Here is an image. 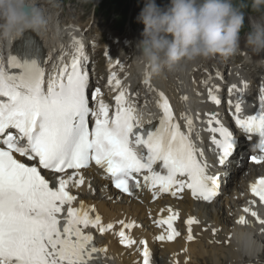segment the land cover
Returning <instances> with one entry per match:
<instances>
[{
    "label": "snow or ice",
    "instance_id": "obj_1",
    "mask_svg": "<svg viewBox=\"0 0 264 264\" xmlns=\"http://www.w3.org/2000/svg\"><path fill=\"white\" fill-rule=\"evenodd\" d=\"M73 47L74 52L62 54L48 72L51 56L39 41L28 37L0 67V264H96L101 254L107 255V247L97 245L90 229L106 234L114 224H104L83 202L74 207L77 197L70 191L85 184L81 170L93 162L115 188L129 195L142 184L154 196H177L188 189L197 199L211 201L218 194L219 177L210 171L204 150L193 139V118L186 113L178 118L161 91L158 122L145 128L116 73L109 79L119 90L113 109L100 98L99 87L90 88L83 43L74 39ZM65 55L71 56L70 62H65ZM144 83L151 87L149 78ZM204 83L208 85L207 80ZM248 87L247 81L242 88L233 83L228 92L240 95L232 113L235 126L249 140L258 137L259 155L251 159L259 165L264 164V84L258 111L244 115L242 97ZM218 90L208 89L217 105L221 104ZM208 117L206 130L219 153L218 162L224 164L236 147L234 133L217 113ZM251 192L264 204V176L251 185ZM243 211L264 225L257 211L250 207ZM169 212L167 218L155 221L166 226V234L156 237L159 241L180 236L173 226L179 214ZM194 223L199 221L187 220L189 233ZM239 223H247L244 216ZM119 224V242L127 248L139 243L142 264H151L148 242L125 231L135 223L121 220Z\"/></svg>",
    "mask_w": 264,
    "mask_h": 264
},
{
    "label": "bare ground",
    "instance_id": "obj_2",
    "mask_svg": "<svg viewBox=\"0 0 264 264\" xmlns=\"http://www.w3.org/2000/svg\"><path fill=\"white\" fill-rule=\"evenodd\" d=\"M37 1L46 4L48 3V0ZM52 15L55 14L52 13ZM48 17L50 22L48 26L40 32L39 37V39H42L44 41L46 47L58 50L61 46L63 50H69V52L72 53L74 50V39L80 40L83 43L84 48H90L91 52H97L96 58L103 64L101 67L102 73H116V77L121 80V89H127L129 96V85L138 74L141 75L140 85L145 87V102L154 97L160 98L159 92L161 91L167 93L166 88H168V86H162V83L159 82V75H153L150 71L142 69L138 65L136 58L133 57L134 63L129 68H122L123 58H120L121 66L116 63L115 59H112L110 62H104L102 56L103 51L101 52V50L105 49V46L100 45L99 48L95 47L94 50H91V47L94 46L95 43H100V38H89L88 32L86 34H83V27H80L78 31L75 28L77 26L73 22L65 23V26L62 27L60 24L63 23H60L59 20H57L58 18L54 16ZM100 36L102 38V33H100ZM105 53H111L112 58L116 56L115 53H112L111 51H106ZM133 53V51L129 52V54L132 56L134 55ZM65 57L68 59V62H70L71 58L67 56ZM241 61L246 65V68L244 70L246 72L248 64L244 59H241ZM206 63L207 60H205L198 66L200 67L204 65L205 72L208 70V68H206ZM196 65L197 62L189 65L182 72L174 75L175 77H173L171 83L173 85L172 87L176 91V94L179 95L177 99L174 98V102L176 103L178 109V115L180 116L182 113L190 115L193 118L195 133L198 135L200 134L202 138L207 140L209 137V133L206 130V121L209 118L208 114H223L224 119L230 120V118H232V113L234 112V104L240 98V95L235 91L229 93L228 89L233 83L237 84V86L240 88H242L243 84L239 79L229 80L226 83H222L219 80L213 79L212 83H210V88H213L214 90L219 89L218 91H215L217 97L219 98V96L224 93V97L221 98V104L217 105L209 97L208 89H206V85L203 79L197 82V79L202 75V73L196 71ZM143 71L145 72L142 76ZM192 71H194V74L191 81L188 78ZM235 72L237 74H240L241 69H235ZM146 78H149L151 87L148 84L144 83V80ZM166 82L169 83V81L167 80ZM104 86L106 92H108L107 94H110V97L114 96V93L119 92V90L115 89V81H113L111 85H108L105 82ZM185 95L188 97L187 101H184L182 99V97ZM242 99L243 103L241 107L246 104L248 96L243 93ZM229 101H231L232 104H229ZM188 108L190 109L186 111V109ZM223 110L225 111L223 112ZM213 154V149H207V155L211 157ZM90 177L91 175L89 176L90 182L86 183V187L84 188L85 193L79 197L78 202L84 201L86 204H91V209H93L91 213L92 215L103 214L104 220H102V222L104 224H109L111 223V221L116 222L121 220L125 221L126 223H134V221H136L138 225H136V223L135 225L137 227L129 229L128 234L137 241H142L145 235H147L149 239L154 241L152 228H149L146 225V221H144V223L142 222V220L144 219V211L141 210V206L133 203V205H138L136 210V208H134L132 204H122V202L119 203L114 202L113 200H108V197L110 195H114V191L107 192L106 190H103L102 188L106 186L105 182L97 178V183L95 181H92ZM240 191L242 190H234L231 196L228 197L227 201L220 203V205H222L220 207L217 206L219 205L217 202L216 204H203L192 202V200L189 199H185L182 201H173L171 207L180 214V220L182 219L185 224L181 225V227L185 229L184 232L189 233L187 220L189 218H195L199 221V223H194L191 226V233L195 230H200L204 233L203 236L195 242H187L182 237L177 238L171 242L165 240L164 242L167 243V246L171 248L174 262L178 264H186V257L189 254H192L198 260V262H200V264L202 262L206 264H212L209 259L217 260L219 264H227L228 262H230V264H245L246 262H258L259 260H262V258H264V248L262 251H255L253 253H248L237 248L234 236L240 231L252 232L254 234V239L257 242L260 240L264 244V225L259 224L255 217H252L250 213H245L243 209L245 207H250L252 210L257 211L261 218H264V211L257 206V204H259L258 202H256L255 204L250 203L251 201L255 200L251 194ZM229 192L230 189L228 188L226 190V193ZM235 195L237 196L234 197ZM115 198L117 199L118 196H115ZM225 213L229 214V218L222 219ZM241 216L245 217L247 223H239V219ZM114 226V229L110 230L106 234H100L95 229H90V231L94 233L95 238L108 249L107 255L103 254V264H115L117 260H119L118 264H136V262L138 261L140 262V264H142V249L140 248L132 256L127 255L128 250L134 248H125L122 247V244L117 243L118 240L116 239V236L120 231L121 225L118 222V224H114ZM203 226H206V230L202 229ZM155 230L158 234L159 227H155ZM178 230L180 231V225L178 227ZM214 230L216 231L217 236L210 235L211 231ZM161 234H166V230H160L158 235L160 236ZM222 236L224 238H222ZM204 239L207 241L208 247H211V250H207L208 248L206 249V245L203 244ZM209 239H211L212 242L209 243ZM218 244L225 245L226 249L217 248L216 245ZM119 247H122L123 251L116 254L113 250H120ZM149 248H152L151 254H154L155 247L150 246ZM117 256L118 259H116ZM235 258L237 259L236 261L234 260ZM192 261H194V259H192ZM159 262L160 260L157 257H154L151 264H156Z\"/></svg>",
    "mask_w": 264,
    "mask_h": 264
},
{
    "label": "clouds",
    "instance_id": "obj_3",
    "mask_svg": "<svg viewBox=\"0 0 264 264\" xmlns=\"http://www.w3.org/2000/svg\"><path fill=\"white\" fill-rule=\"evenodd\" d=\"M252 8L260 16L243 39L256 66L264 68V0H252ZM246 16L234 0H170L165 6L144 0L136 17L144 28L133 54L153 75L177 74L210 57H233L241 48ZM49 22L37 0H0V67L5 50L26 31L41 32ZM234 239L242 251L258 250L252 232L240 231Z\"/></svg>",
    "mask_w": 264,
    "mask_h": 264
},
{
    "label": "rangeland",
    "instance_id": "obj_4",
    "mask_svg": "<svg viewBox=\"0 0 264 264\" xmlns=\"http://www.w3.org/2000/svg\"><path fill=\"white\" fill-rule=\"evenodd\" d=\"M97 1L98 0H48L47 4L41 2L40 6L46 10L48 16H54V17L62 16L61 21L72 20L75 22H82L86 27L87 25L88 27H90L91 23H93L90 32H92L95 36H99L100 33L107 34L106 39L105 38L100 39L101 45L107 44L109 41L113 42V39H115V37L109 38L110 36H118L119 42L116 46L117 54L121 57H125L127 53L124 47L134 45V43L131 44L132 43L131 40L135 38L136 34H139L143 31L144 25L142 23H138L136 17L141 11L144 0H131L132 10L130 11V15L128 19V21L130 20V23L121 28H118L117 26L115 27L116 24L111 18L109 13H106V15H101L99 13L97 16V14L95 13V4ZM156 2L160 6L167 5V3L164 2V0H156ZM245 12L247 14L245 21L247 22V24L250 17L256 18L260 15V14L254 15V13H252L254 12L253 8H247L245 9ZM52 13L55 15H52ZM132 20L135 22V24H132ZM126 40L129 41V44L124 43V41ZM241 45H245L244 39H242ZM249 62L250 64L248 65L246 72H248L250 75H253L254 77H258L257 74H252L253 70H257V73L258 72L262 74L264 73V68L257 67L252 59ZM131 64H133V62H129L126 60L123 63V67L125 68L126 66ZM163 74L164 73H162L161 75L167 77L166 74L165 75ZM172 94H175L174 91L172 92ZM218 204L219 207L222 206L220 205V203ZM262 246L263 243L261 241L258 242V249L261 248ZM207 248L209 249V247ZM167 251L169 252V247L166 245H161L159 250H157V256L162 264H167L165 262L168 256ZM192 259H194L193 256L191 258V261ZM209 260L211 261L212 264H219L217 260L214 259H209ZM234 260L236 261L237 259L235 258ZM194 261L189 262V264H200V262L196 263L198 262L197 260L195 262ZM201 264H206V263L202 262ZM227 264H230V262H228Z\"/></svg>",
    "mask_w": 264,
    "mask_h": 264
},
{
    "label": "trees",
    "instance_id": "obj_5",
    "mask_svg": "<svg viewBox=\"0 0 264 264\" xmlns=\"http://www.w3.org/2000/svg\"><path fill=\"white\" fill-rule=\"evenodd\" d=\"M117 1L118 0H104V3L108 4L109 2H113L114 4H117ZM242 4L243 5L247 4L246 5L247 7L252 6V0H241V5Z\"/></svg>",
    "mask_w": 264,
    "mask_h": 264
}]
</instances>
